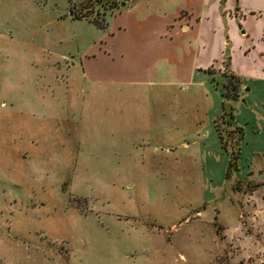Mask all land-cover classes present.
Instances as JSON below:
<instances>
[{
	"label": "rangeland",
	"instance_id": "374dc122",
	"mask_svg": "<svg viewBox=\"0 0 264 264\" xmlns=\"http://www.w3.org/2000/svg\"><path fill=\"white\" fill-rule=\"evenodd\" d=\"M117 1L0 0V264H260L264 78L224 103L225 56L209 88L100 59L87 82L86 50L124 46L107 34L138 0Z\"/></svg>",
	"mask_w": 264,
	"mask_h": 264
},
{
	"label": "crops",
	"instance_id": "0c3cea01",
	"mask_svg": "<svg viewBox=\"0 0 264 264\" xmlns=\"http://www.w3.org/2000/svg\"><path fill=\"white\" fill-rule=\"evenodd\" d=\"M249 18L264 21V0H138L137 6L113 16L116 26L107 34V39L123 37L122 49L112 50V45L108 49L106 41L97 50L85 51V79L95 84L107 81L102 80L107 76L103 69L93 67V61L100 59L107 66L114 61L118 66L120 61L128 67L123 76L115 73V82L150 79L205 83L209 88L210 77L220 76L206 71L220 67L227 46L230 72L240 78H264V24L249 35L247 43L241 30ZM110 69L108 66V74L113 75ZM253 253H257L255 248ZM262 260L260 264H264Z\"/></svg>",
	"mask_w": 264,
	"mask_h": 264
},
{
	"label": "trees",
	"instance_id": "16d2710c",
	"mask_svg": "<svg viewBox=\"0 0 264 264\" xmlns=\"http://www.w3.org/2000/svg\"><path fill=\"white\" fill-rule=\"evenodd\" d=\"M122 3L119 2L117 0H109L108 3V7H110V9H115L118 8V6H120ZM109 9V8H108ZM73 20H88L89 22H91L94 26H96L99 29H105L106 27H103L102 25V20L98 21L97 19L94 18H90L89 15H86L85 12L80 14V15H75L72 17ZM224 56L226 57V61L227 63H222L225 65V70L226 72L223 73L222 78H225V82L219 87L217 84L215 86L216 89H218V91H220V95L221 98L223 99V103L226 100H233L236 101L237 97H238V92L240 91V80L238 78V76H236L235 74H233L232 72H230L229 70V49L228 46L225 49V54ZM207 74H211L209 72V70L206 71ZM214 82V81H212ZM218 86V87H217ZM220 88V89H219ZM228 115H226L227 117ZM225 117V121L228 122L229 120H226ZM231 118V116H230Z\"/></svg>",
	"mask_w": 264,
	"mask_h": 264
},
{
	"label": "water",
	"instance_id": "95a60500",
	"mask_svg": "<svg viewBox=\"0 0 264 264\" xmlns=\"http://www.w3.org/2000/svg\"><path fill=\"white\" fill-rule=\"evenodd\" d=\"M123 5H124V4H122V7H123ZM229 119H230V116H227V117H226V120H229Z\"/></svg>",
	"mask_w": 264,
	"mask_h": 264
}]
</instances>
